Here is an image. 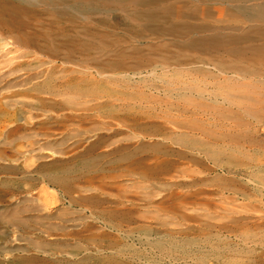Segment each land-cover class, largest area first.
<instances>
[{
	"label": "rangeland",
	"instance_id": "rangeland-1",
	"mask_svg": "<svg viewBox=\"0 0 264 264\" xmlns=\"http://www.w3.org/2000/svg\"><path fill=\"white\" fill-rule=\"evenodd\" d=\"M97 16L109 71L0 39V264H264V70Z\"/></svg>",
	"mask_w": 264,
	"mask_h": 264
},
{
	"label": "bare ground",
	"instance_id": "bare-ground-1",
	"mask_svg": "<svg viewBox=\"0 0 264 264\" xmlns=\"http://www.w3.org/2000/svg\"><path fill=\"white\" fill-rule=\"evenodd\" d=\"M118 11L126 29L139 39L144 31L170 36L185 49L227 54L233 61L227 70L245 74L264 70V0H0V39L64 62L82 64L89 59L86 66L109 71L124 64L90 56L87 50L97 48H85L84 40L110 46L107 33L91 24L109 25L97 15ZM45 14L51 17L46 24H32ZM244 24L250 26L243 28Z\"/></svg>",
	"mask_w": 264,
	"mask_h": 264
}]
</instances>
